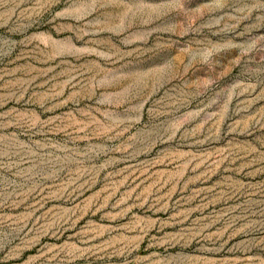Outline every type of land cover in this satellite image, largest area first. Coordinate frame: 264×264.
Wrapping results in <instances>:
<instances>
[{
    "label": "rangeland",
    "instance_id": "374dc122",
    "mask_svg": "<svg viewBox=\"0 0 264 264\" xmlns=\"http://www.w3.org/2000/svg\"><path fill=\"white\" fill-rule=\"evenodd\" d=\"M0 264H264V0H0Z\"/></svg>",
    "mask_w": 264,
    "mask_h": 264
}]
</instances>
